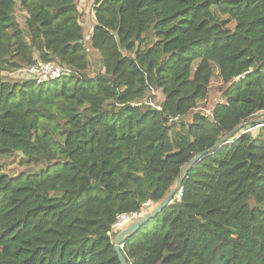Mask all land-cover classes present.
I'll return each mask as SVG.
<instances>
[{
	"label": "trees",
	"instance_id": "16d2710c",
	"mask_svg": "<svg viewBox=\"0 0 264 264\" xmlns=\"http://www.w3.org/2000/svg\"><path fill=\"white\" fill-rule=\"evenodd\" d=\"M78 3L0 0V163L26 167L0 165V264H120L117 217L154 209L244 123L122 254L264 264V125L250 132L264 114V0H93L90 33ZM38 61L66 74L12 76Z\"/></svg>",
	"mask_w": 264,
	"mask_h": 264
},
{
	"label": "water",
	"instance_id": "95a60500",
	"mask_svg": "<svg viewBox=\"0 0 264 264\" xmlns=\"http://www.w3.org/2000/svg\"><path fill=\"white\" fill-rule=\"evenodd\" d=\"M252 123H256V124H264V119L262 120H254L251 121ZM247 125V123H244L242 125H240L238 128L234 129L233 131H231L230 133H228L226 136H224L223 138H221L220 140H218L214 146L209 150V151H205L203 153H199L196 156H194L183 168V170L181 171L174 187L172 188V190L169 192V194L165 197V199L159 204L157 205L153 210H151L149 213L145 214L142 218H140L138 221L130 224L129 226H127L125 229L121 230L117 236L115 237L114 241H113V250L118 258V261L120 264H128L122 254V247H123V242L125 241V239H128L130 237H132V235H134L140 227H142L143 225L147 224L151 219H153L163 208H165L167 205H169L172 200L176 197H178V192L180 191L181 188V184H182V179L183 177L187 174V172L189 171V169L197 162L199 161L202 157H204L205 155L208 154V152L213 151L214 149H216L220 144L224 143V142H228V140L234 136L237 132H239L240 130H242L243 128H245Z\"/></svg>",
	"mask_w": 264,
	"mask_h": 264
},
{
	"label": "rangeland",
	"instance_id": "374dc122",
	"mask_svg": "<svg viewBox=\"0 0 264 264\" xmlns=\"http://www.w3.org/2000/svg\"><path fill=\"white\" fill-rule=\"evenodd\" d=\"M93 0H86L85 1V8L84 7H80L81 6V3H80V5H79V3H78V7H79V9H80V11H81V8H82V11H84L85 9H86V7H87V9H88V7H90L91 6V2H92ZM86 15V14H85ZM89 15V14H88ZM26 15L23 13V12H21V11H19V10H17V12H16V18H17V22H18V24H20L21 26L23 25V22H24V17H25ZM90 16V15H89ZM85 19H86V17L85 18H83L82 19V22L84 23V21H85ZM89 23V22H88ZM230 28H232L233 26H234V23L233 22H231V23H229V25H228ZM85 31H89V29L88 28H86L85 27ZM86 33V32H85ZM93 57H96V55L94 54V55H92ZM91 56V57H92ZM92 57V58H93ZM93 73V70H92V72H91V74ZM13 77H18V78H28V77H30V76H33V77H38V76H40V75H36V74H31V73H29V72H27V73H18V74H15V75H12ZM220 86H221V83H220V79H219V75H218V71L217 70H215V72H214V75H213V77H212V80H211V86H210V95H209V99H208V101H207V106H208V108H210L214 103H217V102H219V100H220V92H219V88H220ZM156 94V93H155ZM157 96V99H161V96L159 95V94H156ZM208 110V109H207ZM201 111H206V110H201ZM208 112V111H207ZM258 117H260V120L262 119H264V114L263 113H260L259 115H258ZM264 124H262V125H258L257 127H255V128H252V129H250V132L252 133V135H254V136H256L259 132H260V130L262 129L261 127L263 126ZM18 162H19V158H15V157H13L12 159H9V160H6V162H4L3 164H1L0 163V165H2L1 166V169H2V171H4L7 175H10V176H14V175H17L19 172H21V170L22 169H26V167H20V166H18ZM153 209V206L152 205H147V206H144V210H143V213H144V215H145V213L147 212V213H149L151 210ZM146 213V214H147Z\"/></svg>",
	"mask_w": 264,
	"mask_h": 264
},
{
	"label": "built area",
	"instance_id": "2783aa9c",
	"mask_svg": "<svg viewBox=\"0 0 264 264\" xmlns=\"http://www.w3.org/2000/svg\"><path fill=\"white\" fill-rule=\"evenodd\" d=\"M21 72H29L31 74L40 75L38 77L30 76L35 79L37 83H47L50 81H55L59 79L63 74H66V70L63 68V66L59 65L58 63L40 61L27 67L26 69H23ZM147 205H149V203L145 204V206ZM143 216V210L138 213L121 214L117 217L113 228L121 231L130 224L138 221Z\"/></svg>",
	"mask_w": 264,
	"mask_h": 264
},
{
	"label": "crops",
	"instance_id": "0c3cea01",
	"mask_svg": "<svg viewBox=\"0 0 264 264\" xmlns=\"http://www.w3.org/2000/svg\"><path fill=\"white\" fill-rule=\"evenodd\" d=\"M85 1L86 0H80V3H81V7H84L85 8ZM92 3V2H91ZM83 17H82V19L83 18H85L86 17V19H85V21H84V23H83V26L84 27H86V28H88L89 29V31H87V33H90V29L92 28V25H94V14H93V9H92V4H91V6L90 7H88V9H87V7H86V9L83 11ZM86 14V15H85ZM90 16H89V15ZM89 22V23H88Z\"/></svg>",
	"mask_w": 264,
	"mask_h": 264
}]
</instances>
